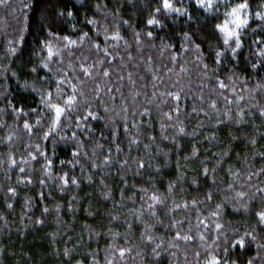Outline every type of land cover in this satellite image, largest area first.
I'll use <instances>...</instances> for the list:
<instances>
[{
    "label": "trees",
    "instance_id": "16d2710c",
    "mask_svg": "<svg viewBox=\"0 0 264 264\" xmlns=\"http://www.w3.org/2000/svg\"><path fill=\"white\" fill-rule=\"evenodd\" d=\"M238 2L220 0L212 13L195 0L177 3L192 19L157 14L158 0L0 4V264H206L224 249L235 264H264L258 247L264 225L256 216L264 210L262 196L250 199L256 187L264 188V173L254 175L264 168V66L251 67L264 48L253 43L264 39L254 16L264 12V0H248L253 16L235 57L214 30ZM153 16L159 23L148 25ZM117 33L121 39H111ZM64 36L77 44L65 47ZM217 51L223 53L219 63ZM45 62L48 68L41 67ZM81 65L94 66L91 77ZM217 78L228 86L220 89ZM56 80L66 82L63 98L53 95V103L62 105L73 84L82 95L45 139L52 113L41 96L55 93ZM88 111L96 118L82 120ZM153 195L163 203L150 209ZM146 229L153 242L142 236ZM245 232L256 240L231 247ZM177 233L192 239L175 241ZM156 244L161 247L154 253ZM120 248L131 251L121 258Z\"/></svg>",
    "mask_w": 264,
    "mask_h": 264
},
{
    "label": "snow or ice",
    "instance_id": "6c2138e0",
    "mask_svg": "<svg viewBox=\"0 0 264 264\" xmlns=\"http://www.w3.org/2000/svg\"><path fill=\"white\" fill-rule=\"evenodd\" d=\"M5 2H6V0H0V4H3ZM158 3H159V6L155 9V12L157 14H159L161 12H163L166 15L175 13V14L180 15V16H188L189 19H192V17L189 15L188 8L176 6L177 3L182 4L183 0H158ZM195 4L203 12L212 13V12H218L219 11L220 0H195ZM25 6H27V5H25ZM260 7L264 8V4L260 5ZM59 15L63 16L64 13L61 12V13H59ZM72 15H73V13L71 11L67 12V16L71 17ZM252 16H253V14L249 10L248 0H241V2L235 3L234 5L228 6L226 8V10L223 12L222 22L214 23V30L217 31L221 35L222 40H223V45L226 46L232 52L233 57H235L238 54V51L243 47L242 37H243L245 29H247L250 26L249 22L252 19ZM254 16H255L256 20L259 21L258 27H260L261 29H264V12L256 11L254 13ZM87 22L89 24L95 23V21H93V20H88ZM158 23H159V20H157L155 18V16H153L152 18H149L147 20L148 25H155ZM252 31L255 32L256 29H252ZM22 33H23V30L21 31V34L19 37L20 42H23V39H24ZM50 35H52V34L50 33ZM87 35H88L87 33H84L79 39L81 41H83L87 37ZM136 35H137V37L139 36L138 33ZM146 35L148 37H152L153 33L149 31L146 33ZM61 39H63L64 41L67 42L65 44V47H68L69 45L77 44V41L71 40L70 37H68V36H64ZM111 39L119 40V39H121V37L117 33L116 35L111 37ZM185 39L186 40L189 39L187 33H185ZM253 43L264 44V39H262L260 41H253ZM45 47L48 51V60L51 61L54 53L52 52L50 42H46ZM96 47H99V46L96 45ZM167 47H171V45H168ZM196 48L199 49V45H196ZM10 51H12L14 53L15 49L11 48ZM103 51L106 54L108 52L107 48H105ZM215 55L217 58V63H219V60H220L221 56L223 55V53L221 51H217L215 53ZM256 55L258 57H260L261 59H259L258 63H253L251 65V67L253 69H256L259 66H264V48H260L259 51L256 53ZM173 59H175V57H173ZM41 67L48 68L49 64L47 62L42 63ZM92 67H94V66L84 67L83 65H81L80 66L81 72L83 73L84 76L91 77L92 76V72H91ZM204 67H205V69H207V65H204ZM36 70H37L36 68L32 69L33 72H35ZM109 75H110V73L108 71H103V76L108 77ZM45 80H47V77H45ZM65 82H66L65 80H56L55 81V84H56L55 93H53V92L42 93V96H41L42 102L45 103V105L47 106L49 111L52 113L49 131L44 134L45 139L61 124L63 117H66L70 112L76 110V108L78 107V104H77L78 95H82V93H78V89H77L76 85H74V84L71 85L72 94L67 95L66 99H63L62 105L60 103H53L52 102L53 95H55L57 98H63L64 89L62 86L65 84ZM217 83H218L220 89H224L228 86L223 81L219 80V78H217ZM99 90H100L99 86H97L96 91L99 92ZM168 95H173V94L168 93ZM45 96L47 97V99H45ZM173 99L178 101L180 99L179 94H175L173 96ZM240 99H243V97H240ZM211 106L213 108H215V104H212ZM18 111L22 113L23 109L21 108ZM32 111H35V109H33ZM124 111H127V109H124ZM175 111L177 113H179V108L177 107L175 109ZM260 115L264 116V110L261 111ZM89 117H92L94 119L96 118L95 116H93V113L91 111H88L85 116L81 117V119L87 120ZM168 118L171 119V116H169ZM39 123L40 122L37 121V124H39ZM24 127L26 129L31 130V126L27 122H25ZM77 127H80V121L79 120L77 121ZM125 131H128V129L125 128ZM179 131L182 133V132H184V129L180 128ZM73 137H75V133L73 134ZM8 139L11 140V136H9ZM132 143H136V141L132 140ZM252 143L255 144L256 141L253 140ZM37 150H39L38 146H37ZM117 150L119 151V149H117ZM78 155H79L78 152H73V157H76ZM193 155H195V149L193 151ZM261 155L264 156V153H261ZM32 158L35 159V157H32ZM109 162H110V158H105L104 163L108 164ZM11 163L15 164V161L12 160ZM125 163H127V162L125 161ZM50 164H51V161L48 162L47 166H50ZM144 166L145 165L143 163H139L140 168H143ZM20 171L23 172L24 169L21 168ZM213 171H215V169H213ZM207 173H208V169L205 168L204 174L207 175ZM261 173H264V168H262L259 173H254V175H260ZM62 179H63L64 184L68 183L67 178H62ZM248 179L251 180V176H249ZM71 182L73 184H76L75 179H72ZM171 187L172 186L170 185V188ZM229 187H232V185H229ZM253 187H255V185H253ZM9 191L13 195L15 194L14 189H9ZM256 194H261V196H262L261 205H262V208H264V188L256 187L255 194H253V196L250 197V199L254 200ZM237 195L239 197L243 198V197L247 196V193L240 192V193H237ZM150 199H151V201L154 202L153 204L148 205V207L150 209H153L156 203H163V201L160 200V198H158L155 195L151 196ZM208 199H211V195L208 196ZM195 203L196 202L193 201V204H195ZM8 207H11V205H8ZM175 207L179 208L181 206L176 205ZM183 207L186 208L187 204L183 205ZM244 207H245V211H248L247 205H245ZM217 208H219V205L217 206ZM47 211H48V209H45V212H47ZM151 215L155 216L156 215L155 211H152ZM211 215L213 217H216V216H218V212H214ZM256 216L258 217V221H257L258 224L264 225V210L256 212ZM177 223H179V222H177ZM201 223H203V222H201ZM198 227H199V225H198ZM205 227H207V226L205 225ZM215 228L217 231H221L223 226L221 224L217 223V224H215ZM142 236H146L148 242L154 241V237L152 235L147 234V229H146L145 233H142ZM246 238H250L251 241L256 240V236L253 235L251 232H245L243 236H241L237 240H234L231 243V247H233V248H236V247L245 248L246 247ZM191 239H192V237L190 235H180L179 233H177L176 237H174L175 241H179V240L188 241ZM200 239L203 241L205 239V237L203 235H200ZM162 243L163 242H161V244ZM161 244L155 245V247L153 248L154 253L156 252L157 249H159L161 247ZM215 244H216V241H213V245H215ZM171 246L175 247L176 244L173 243ZM258 247L264 248V245H258ZM130 251H131V249H124V248L118 249V253H119V256L121 258H123V256L125 255L126 252H130ZM223 251H224L223 256H218L216 254H210L209 258L206 261V264H235V261L230 262L227 259L228 249H224ZM67 254H68V250L65 251V255H67ZM198 255H199V253H197V256ZM108 264H115V261H108ZM247 264H253V261L249 260L247 262Z\"/></svg>",
    "mask_w": 264,
    "mask_h": 264
}]
</instances>
